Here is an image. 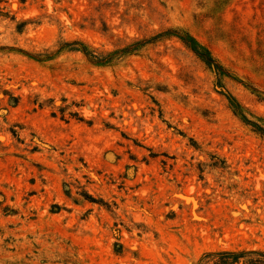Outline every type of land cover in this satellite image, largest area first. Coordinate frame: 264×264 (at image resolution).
Returning a JSON list of instances; mask_svg holds the SVG:
<instances>
[{
  "label": "rangeland",
  "instance_id": "rangeland-1",
  "mask_svg": "<svg viewBox=\"0 0 264 264\" xmlns=\"http://www.w3.org/2000/svg\"><path fill=\"white\" fill-rule=\"evenodd\" d=\"M184 33L264 125V0H0V264L264 251V135Z\"/></svg>",
  "mask_w": 264,
  "mask_h": 264
},
{
  "label": "trees",
  "instance_id": "trees-1",
  "mask_svg": "<svg viewBox=\"0 0 264 264\" xmlns=\"http://www.w3.org/2000/svg\"><path fill=\"white\" fill-rule=\"evenodd\" d=\"M182 41L190 47L212 70H214L217 76V85L221 87L223 90V94H225L230 102L231 107L234 112L240 115L245 122L253 126V128L262 133L264 135V125L260 124L256 121H252L247 118L245 113L242 110L240 103L237 99L225 88L223 83V77L225 75L224 69L216 62L213 56L209 51L204 50L200 47L199 44L188 34L184 33L180 35ZM82 50L90 55V51L86 46H83ZM93 56V55H92ZM93 58H96L93 56ZM215 258L213 264H238L241 260H243L244 264H264V251L262 250H248V251H221V252H213L208 254Z\"/></svg>",
  "mask_w": 264,
  "mask_h": 264
}]
</instances>
